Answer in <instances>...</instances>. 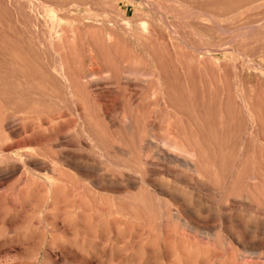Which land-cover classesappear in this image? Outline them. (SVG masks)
<instances>
[{
	"label": "rangeland",
	"instance_id": "obj_1",
	"mask_svg": "<svg viewBox=\"0 0 264 264\" xmlns=\"http://www.w3.org/2000/svg\"><path fill=\"white\" fill-rule=\"evenodd\" d=\"M224 263L264 264V0H0V264Z\"/></svg>",
	"mask_w": 264,
	"mask_h": 264
},
{
	"label": "bare ground",
	"instance_id": "obj_2",
	"mask_svg": "<svg viewBox=\"0 0 264 264\" xmlns=\"http://www.w3.org/2000/svg\"><path fill=\"white\" fill-rule=\"evenodd\" d=\"M202 11H203V10H202ZM212 20H213V19H212ZM259 25H260V24H259ZM253 27H254V26H253ZM259 28H260V27H259ZM245 29H247V28H245ZM250 29H251V28H250ZM254 29H255V28H254ZM176 34H177V33H176ZM244 36H245V35H244ZM187 40H188V39H187ZM229 44H230V43H229ZM192 47H195V46L192 45ZM201 52H202V51H201ZM256 126H257V127H260V124H258V123L256 122ZM93 216H94V215H93ZM86 217H87V216H86ZM92 218H93V217H92ZM120 223H121V222H120ZM117 225H119V223H118ZM117 225H116V226H117ZM122 226H123V225H122ZM85 228H86V227H84V230H85ZM221 228H222V227H221ZM253 229H254V228H253ZM87 230H89V229H87ZM89 231H90V230H89ZM96 233H97V232H96ZM228 233H229V232H228ZM94 234H95V233H94ZM97 234H98V233H97ZM229 234H230V233H229ZM245 237H246V236H245ZM252 239H253V238H252ZM231 241H232V240H231ZM138 244H139V243H138ZM135 248H136V247H135ZM183 252H184V251H183ZM88 260H89V259H88ZM186 260H187V259H186ZM202 260H203V259H202ZM224 264H225V263H224Z\"/></svg>",
	"mask_w": 264,
	"mask_h": 264
}]
</instances>
